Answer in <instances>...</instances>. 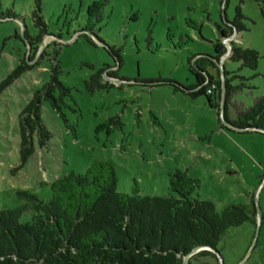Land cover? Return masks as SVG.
<instances>
[{
    "label": "rangeland",
    "instance_id": "rangeland-1",
    "mask_svg": "<svg viewBox=\"0 0 264 264\" xmlns=\"http://www.w3.org/2000/svg\"><path fill=\"white\" fill-rule=\"evenodd\" d=\"M33 3L2 0V10L15 11L31 37L38 31L30 18ZM41 10L54 38L44 36L34 58L43 42L41 56L59 49L58 81L71 92L58 110L42 99L48 138L41 146L33 132L34 154L24 165L19 117L50 82L54 63L44 58L37 65L40 56L1 92L0 210L16 208L19 191L47 202L53 181L83 174L94 161L113 165L118 192L131 195L135 186L141 197L171 195L170 174L187 172L200 182L194 197L211 201L217 212L254 204L257 213L255 223L230 229L218 242L217 262L202 261L264 264V134L221 129L204 96L192 98L171 85L196 84L190 60L213 57V44L221 40L217 27L239 11L244 30L222 43L255 50L260 59L255 71H239L246 89L232 97L231 118L252 107L264 96V0H42ZM24 44L21 23L0 21V84L12 77ZM224 64L228 73L241 66ZM100 71L104 82L109 72L117 82L90 93L84 83Z\"/></svg>",
    "mask_w": 264,
    "mask_h": 264
},
{
    "label": "trees",
    "instance_id": "trees-1",
    "mask_svg": "<svg viewBox=\"0 0 264 264\" xmlns=\"http://www.w3.org/2000/svg\"><path fill=\"white\" fill-rule=\"evenodd\" d=\"M33 2L30 18L38 31L31 37L20 18L15 16V11L2 10L0 0V21L15 20L21 23L25 40L19 64L12 77L0 84V94L11 78L32 70L44 58L54 63L51 65L50 82L35 91L19 117V155L22 165L34 154L31 140L33 132L40 136L41 146L42 138H48L40 117L42 99L58 110L59 104L71 92L70 88L58 81L61 72L59 49L43 54L34 66L25 58L27 51L31 50L30 61H33V54L42 38L53 37L46 30L41 13L42 0ZM242 17L237 11L232 22L226 21L224 28L217 27L221 40L213 44V57L199 55L190 60L193 61L190 71L196 84L184 87L171 82L175 91L192 98L204 96L207 104L217 111L218 119L222 81L219 68L213 60L218 61L226 54V47L222 43L224 39L238 36L244 30ZM259 59L257 51L232 43L231 55L227 60L241 66L238 71L228 73L223 63V119L227 124L242 130V133H248L249 129L264 131V96L249 109L238 113L234 119L231 118L230 104L237 92L246 89V79L239 75V71H255ZM212 68L216 70V76L209 73L208 70ZM102 72L92 75L84 83L87 91L93 93L111 87L103 81ZM113 74L109 72L107 76L115 79ZM220 128L234 132L223 124H220ZM49 188L51 196L47 202L27 191H19V205L14 209L0 210V264H183L184 257L195 248L215 249L230 229L247 222L255 223L257 214L254 204L252 207L229 206L217 212L211 201L194 197L200 189V182L187 172L170 174L169 196L141 197L135 186L131 195H126L117 191L114 167L107 161H94L83 174L73 172L53 181ZM203 259L217 262L215 254L201 251L191 257L188 264L191 261L209 264Z\"/></svg>",
    "mask_w": 264,
    "mask_h": 264
},
{
    "label": "water",
    "instance_id": "water-1",
    "mask_svg": "<svg viewBox=\"0 0 264 264\" xmlns=\"http://www.w3.org/2000/svg\"><path fill=\"white\" fill-rule=\"evenodd\" d=\"M229 37L226 39L228 40ZM225 45V44H224ZM44 47H45V44L44 42L41 43V47H40V51L38 53V55L36 56L35 60L29 64H33L42 54L43 50H44ZM226 47V54L220 59V60H213V62L218 66L219 70H220V76H221V81H222V97H221V109H220V118H221V121H222V124L223 126H225L227 129H230L232 131H235V132H242V130H239L229 124H227L224 119H223V110H224V99H225V77H224V74H223V63L225 60H227L230 55H231V44L230 45H225ZM29 50L27 51V56L29 55ZM108 82H117L116 79H107ZM260 132L262 134H264V131L263 130H257V129H249V132ZM201 251H210L212 252L213 254L215 255H218L216 249H213V248H208V247H197L195 248L190 254H188L187 256L184 257L183 259V264H188L189 263V260L191 257H193L194 255H196L197 253L201 252ZM219 261H220V258H219Z\"/></svg>",
    "mask_w": 264,
    "mask_h": 264
}]
</instances>
